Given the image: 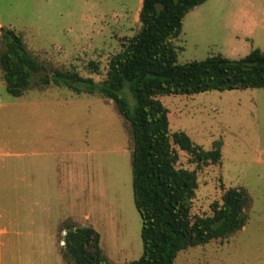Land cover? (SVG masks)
Segmentation results:
<instances>
[{"label":"rangeland","instance_id":"obj_1","mask_svg":"<svg viewBox=\"0 0 264 264\" xmlns=\"http://www.w3.org/2000/svg\"><path fill=\"white\" fill-rule=\"evenodd\" d=\"M141 8L140 0H0V56L3 30L11 29L45 67L39 76L62 70L103 82L111 58L141 30ZM174 44L179 65L214 56L236 61L256 49L264 52V0H209L189 12ZM38 99L31 119L21 104ZM157 99L168 109L171 134L184 132L206 151L222 144L218 164L194 163L173 144L177 168L197 175L192 220L212 216V205L222 203L228 189L245 190L251 199L245 230L181 252L175 264H264V89ZM0 101L6 105L0 130L25 141L13 152H32L35 139V149L44 153L39 207L26 209L32 213L28 217L2 219L10 229L3 240L26 248L7 251L28 264H71L61 242L64 225L71 224L95 229L111 263L138 260L143 242L133 195L134 141L114 102L36 83L23 99L14 98L1 65ZM2 190L1 185L0 208L11 210Z\"/></svg>","mask_w":264,"mask_h":264},{"label":"trees","instance_id":"obj_2","mask_svg":"<svg viewBox=\"0 0 264 264\" xmlns=\"http://www.w3.org/2000/svg\"><path fill=\"white\" fill-rule=\"evenodd\" d=\"M208 1L143 0L141 30L111 58L103 82L62 70L39 76L45 67L28 53L22 37L3 30L0 65L9 95L21 98L33 83L65 87L77 95H99L113 101L130 124L133 195L142 220L143 254L122 264H175L181 252L228 239L248 221L251 199L240 189H228L222 203L212 205V216L192 220L198 179L194 171L177 168L179 156L173 144L198 164H218L222 144L216 142L206 151L184 132L171 134L168 109L157 99L264 89V52L259 49L236 61L214 56L178 64L174 40L180 37L189 12ZM63 231V249L71 264H113L104 256L100 234L92 227L65 224Z\"/></svg>","mask_w":264,"mask_h":264},{"label":"crops","instance_id":"obj_3","mask_svg":"<svg viewBox=\"0 0 264 264\" xmlns=\"http://www.w3.org/2000/svg\"><path fill=\"white\" fill-rule=\"evenodd\" d=\"M143 2V0H140ZM23 97L18 99H23ZM41 101H25L21 104L25 111L31 119H35L34 108L36 105H40ZM6 105L0 101V117L5 116L4 110ZM34 121V120H33ZM36 131L39 133L38 124L36 125ZM3 128L0 130V196H1V185L3 186L2 192H4V199H8V205L11 210L2 211L0 208V264H28L27 261H24L21 258H16L13 254L9 253L7 250L12 249H22L26 248L23 246L22 242L20 244L10 243L9 241L3 240V237L8 235L10 229L7 226H3V218L6 216L8 218L16 217H28L32 213L26 211L30 209V206L39 207L40 195L44 192V181L41 176L42 167H44V162L41 163L44 153L40 152L39 149H35V145L38 140H32L30 145L33 146L32 152L14 153L13 150L15 146L19 147L21 143L20 139H15L13 136V131L5 130ZM11 137H13L11 139ZM39 145V141L37 143ZM60 167V165H59ZM13 188V193L10 195ZM11 203V204H10ZM19 204V205H18ZM25 208L24 211L15 209L16 207ZM10 221V220H9ZM14 222V219L9 223ZM11 225V224H10ZM11 227V226H10ZM243 228V230H245ZM242 231V230H241ZM64 232V231H63ZM62 242V241H61ZM64 243V242H63ZM6 250V251H5ZM7 255V257H6ZM4 256L6 258H4ZM9 256H11L9 258ZM24 261V262H23Z\"/></svg>","mask_w":264,"mask_h":264}]
</instances>
